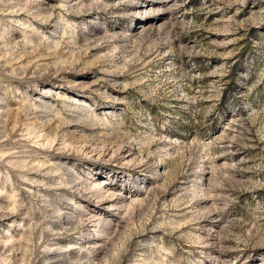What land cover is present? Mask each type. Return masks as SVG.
<instances>
[{
	"label": "rangeland",
	"instance_id": "1",
	"mask_svg": "<svg viewBox=\"0 0 264 264\" xmlns=\"http://www.w3.org/2000/svg\"><path fill=\"white\" fill-rule=\"evenodd\" d=\"M0 264H264V0H0Z\"/></svg>",
	"mask_w": 264,
	"mask_h": 264
}]
</instances>
